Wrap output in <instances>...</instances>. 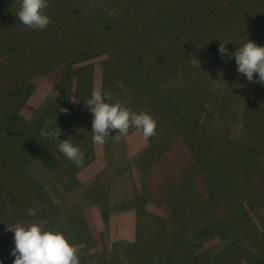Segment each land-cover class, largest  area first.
<instances>
[{
    "label": "rangeland",
    "instance_id": "1",
    "mask_svg": "<svg viewBox=\"0 0 264 264\" xmlns=\"http://www.w3.org/2000/svg\"><path fill=\"white\" fill-rule=\"evenodd\" d=\"M246 1L48 0L51 22L40 31L17 18L20 0H0V264H13L10 230L33 223L61 232L80 264H264V85L218 52L221 43L229 53L247 40L264 46ZM93 91L150 114L156 134L145 142L135 129L112 130L97 146L85 107ZM55 114L58 141L42 139V128L56 130ZM130 137L145 143L132 159ZM68 139L84 153L80 167L58 150ZM97 149L121 166L78 178ZM161 169L177 175L168 184L182 181L183 218L140 181L131 186L138 196L126 194L130 171L142 170L144 184ZM94 205L137 211L131 248L94 241L84 217Z\"/></svg>",
    "mask_w": 264,
    "mask_h": 264
},
{
    "label": "clouds",
    "instance_id": "2",
    "mask_svg": "<svg viewBox=\"0 0 264 264\" xmlns=\"http://www.w3.org/2000/svg\"><path fill=\"white\" fill-rule=\"evenodd\" d=\"M47 2L48 0H20L17 18L21 24L31 30H44L51 22L43 12ZM218 52L222 58L226 56L234 59L237 73L243 75L249 83L264 85V46H257L247 40L243 46L229 53L225 43H221ZM193 63L200 67L197 59ZM254 74L258 77L256 81L253 79ZM45 95H50L55 101L58 91H50ZM86 105L92 114V139L95 144L103 145L112 130H118V135L115 136L118 137L128 134L130 129H135L142 133L145 142L156 134V121L150 114L132 112L120 103H106L100 91H93ZM60 112L67 114V109L61 108ZM47 123L51 124L52 121ZM55 128L51 132L46 127L42 128L41 138L58 141L61 132L56 127V114ZM58 150L77 167L82 166L84 153L79 147L73 146L69 139L59 142ZM10 231L14 234V248L10 253L14 257L13 264H80L77 248L70 245L59 231H45L36 223L28 227L17 224Z\"/></svg>",
    "mask_w": 264,
    "mask_h": 264
},
{
    "label": "crops",
    "instance_id": "3",
    "mask_svg": "<svg viewBox=\"0 0 264 264\" xmlns=\"http://www.w3.org/2000/svg\"><path fill=\"white\" fill-rule=\"evenodd\" d=\"M125 141H123V144L126 148V151H128L129 159L134 158L135 154L145 145V143L139 138V137H130V138H124ZM97 146H102L98 145ZM106 153H101V150H96V157L93 162L88 164L82 171L78 172V178L79 176H93L97 177L99 174L102 172L109 173L110 170H116V168H119V163H115L116 159H111V161H107ZM127 159V156H126ZM126 166V164H125ZM116 167V168H115ZM129 167V166H128ZM174 171V170H172ZM171 172V171H170ZM170 172L167 169H161L159 174V185H165L164 187L168 186H174V184H168V180L176 181V175L175 173L171 172V177H170ZM142 170H139L137 172L136 177L133 175V172H129V177H127L128 184L130 187V191H126V194L130 192V194L134 193V195H139V192L137 190L131 189V186L134 185H139V187L142 186V189L146 191V185H147V179L149 181V176H146V182L142 184L143 178H142ZM112 174H110L111 176ZM150 175V174H149ZM144 176V174H143ZM116 177V174H115ZM80 180V179H79ZM139 181L141 183V186L139 184ZM114 185L116 186L115 183H118L119 180L117 178H114L113 180ZM154 181H152L153 183ZM133 186V187H134ZM117 187V188H116ZM115 187L119 190L120 188L118 186ZM137 187V186H136ZM148 187V186H147ZM136 189V188H135ZM116 191V192H117ZM116 195V194H115ZM162 207V206H161ZM159 208V212L162 213L164 212L163 208ZM98 205L91 206L88 210H85L84 212V217L87 221L88 227L90 228V231L92 233V237L94 241L97 240L99 241L100 245H105L108 250L110 251L113 246L116 245V243L123 242L125 243V246L128 248H131L133 243L136 240L137 237V228H138V223L137 222V211L134 208H125V209H110V212H106L108 214L107 219L104 221L102 220L101 217V208H99ZM168 212V211H167ZM101 219V220H100ZM101 221L103 222L104 228L100 227ZM106 231V232H105ZM97 244V243H96ZM102 248L103 250V246ZM100 250V251H102Z\"/></svg>",
    "mask_w": 264,
    "mask_h": 264
},
{
    "label": "trees",
    "instance_id": "4",
    "mask_svg": "<svg viewBox=\"0 0 264 264\" xmlns=\"http://www.w3.org/2000/svg\"><path fill=\"white\" fill-rule=\"evenodd\" d=\"M252 1L263 2V4H264V0H252ZM250 3H251V0L246 1V4H245L246 9L249 8L250 11L245 10V12L247 15H253L254 23H255V29H256L257 33L259 34V33H261L262 29L264 28V6H261V8L259 6H256L255 10H252L251 6H247V5H250ZM188 4L190 5V7L196 6L198 10L202 9L201 2H197V3L196 2H190ZM3 68H5V66H3ZM163 139H165V141H162ZM163 139L161 140L162 143H160V144L167 143L169 137H163ZM196 143H198V142H196ZM198 144H201V142ZM198 150H201V147H198ZM166 151H168V150L166 149ZM168 153H170V152L168 151ZM51 164H54V160H51ZM174 176H177V175H174ZM152 181H154V182L152 183ZM158 182H159V176H157V174L153 178H150V175H149V181L147 179V182H146L147 183L146 191H148L154 195V197L152 198V201L153 200L155 202H161L162 201L163 203H166V204L172 202V204H174V205H172V207L169 208V210L172 212H176L180 218H183V211L185 209L179 210L178 209L179 207L175 206V205H180V203L183 199V192L185 189H183V187H181L182 181L178 182L174 186H170V187L166 186V188L164 187L165 185H163V186L159 185ZM185 192H186V190H185ZM225 202H228V201H225ZM225 202L222 201L221 204L224 206ZM163 205H165V204H163ZM101 216H102V219L104 221L107 219V213L106 212H102ZM220 216L221 215H219V217ZM217 217L218 216H215L214 218H217ZM212 219L210 217H207L206 219L204 218L203 221L209 220L210 221V222H208L209 223V225H208L209 230L207 232H210V233L214 232L215 233L214 227H213V225H211Z\"/></svg>",
    "mask_w": 264,
    "mask_h": 264
}]
</instances>
